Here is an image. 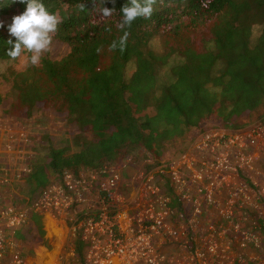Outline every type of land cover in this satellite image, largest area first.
Returning a JSON list of instances; mask_svg holds the SVG:
<instances>
[{"label": "trees", "instance_id": "obj_1", "mask_svg": "<svg viewBox=\"0 0 264 264\" xmlns=\"http://www.w3.org/2000/svg\"><path fill=\"white\" fill-rule=\"evenodd\" d=\"M44 3L62 17L53 38L69 52L59 60L44 56L39 65L3 79L11 83L13 105L27 116L48 107L66 114L79 131L61 146L41 136L25 145V154L4 153L0 188L7 197L0 208L4 200L27 208L65 171L100 173L117 161L150 171L189 146L191 131H237L264 120V0H155L151 17L125 29L119 28L120 8L127 0H104L115 9L100 19L103 0ZM25 10L19 0H0V17ZM206 24L208 37L196 47L192 36ZM9 38L7 25L0 30V62H9ZM158 38L156 52L152 42ZM10 157L17 163L10 165ZM21 163L25 170L18 169ZM122 177L129 179L127 171ZM14 237L29 257L49 248L43 220L33 214ZM70 242L82 260L84 243Z\"/></svg>", "mask_w": 264, "mask_h": 264}, {"label": "built area", "instance_id": "obj_2", "mask_svg": "<svg viewBox=\"0 0 264 264\" xmlns=\"http://www.w3.org/2000/svg\"><path fill=\"white\" fill-rule=\"evenodd\" d=\"M192 137L132 179L113 162L100 173L65 171L27 208L5 204L0 264H38L14 239L30 214L62 221L85 245L82 260L69 246L43 264H264V120Z\"/></svg>", "mask_w": 264, "mask_h": 264}, {"label": "rangeland", "instance_id": "obj_3", "mask_svg": "<svg viewBox=\"0 0 264 264\" xmlns=\"http://www.w3.org/2000/svg\"><path fill=\"white\" fill-rule=\"evenodd\" d=\"M18 15L17 12L11 13L10 15L0 17V21L4 22V27L12 22V17ZM97 19L102 17L101 14H96ZM208 25L200 28V32L192 36L193 44L196 47H201L202 39L208 37ZM1 30V28H0ZM152 47L156 52H159V38L152 42ZM69 52V47L53 38L52 48L49 52H46L44 56H48L52 60H59L64 57ZM43 56V57H44ZM28 67V66H27ZM27 67L23 66L21 60H16L12 62H0V157L7 154H25V145H31L32 140H36L37 137L47 136L56 145L61 146L68 140H70L73 134L78 133L77 125L69 120V118L64 113L55 112L48 107L35 108L29 116H27L25 110L16 108L13 105V100L9 94L11 87L10 81H5L3 76H8L12 71L22 72ZM128 74L132 72V67H129ZM10 111V112H9ZM15 114V117L11 116ZM20 115H19V114ZM193 135V131L190 132ZM188 146L183 150H187ZM182 151V150H181ZM180 151V152H181ZM29 152V151H28ZM174 156V155H173ZM172 156V157H173ZM16 157V156H15ZM9 163L14 165L17 160ZM10 157V159H13ZM169 157H164V159ZM9 159V160H10ZM122 161L115 162V165L119 167L121 173L127 171L129 178H134L139 173V169H134L131 167H126ZM27 165L21 163L18 165V169L25 170ZM0 179V184H1ZM130 185V184H128ZM132 190L129 187L128 192ZM7 197L6 192L0 188V199H5ZM3 203L9 204L7 200ZM44 229L46 231V238L49 242V248L45 249L43 247L36 248L34 251L33 259L38 264L51 262L54 256H64L71 247L70 236L68 225L62 221H51L49 219L43 222ZM19 244L20 241L18 240ZM21 250L25 253L23 245L21 243Z\"/></svg>", "mask_w": 264, "mask_h": 264}, {"label": "clouds", "instance_id": "obj_4", "mask_svg": "<svg viewBox=\"0 0 264 264\" xmlns=\"http://www.w3.org/2000/svg\"><path fill=\"white\" fill-rule=\"evenodd\" d=\"M19 2L26 4V10L14 15L12 22L8 25L10 38L4 41L7 45L5 53L9 62L19 59L25 67L37 66L41 63L44 54L51 50L53 37L59 30L62 17L56 12L49 11L44 0H19ZM154 2L155 0H127V3L120 8L122 18L119 28L130 27L139 17H151ZM81 7L84 8L85 5ZM114 9L105 7L103 0L99 13L107 17L112 15ZM3 27L4 22L0 21V28ZM126 39L127 32L119 41L121 48L125 46ZM111 47L114 49L117 44L113 42Z\"/></svg>", "mask_w": 264, "mask_h": 264}, {"label": "crops", "instance_id": "obj_5", "mask_svg": "<svg viewBox=\"0 0 264 264\" xmlns=\"http://www.w3.org/2000/svg\"><path fill=\"white\" fill-rule=\"evenodd\" d=\"M43 222H44V220H43Z\"/></svg>", "mask_w": 264, "mask_h": 264}]
</instances>
